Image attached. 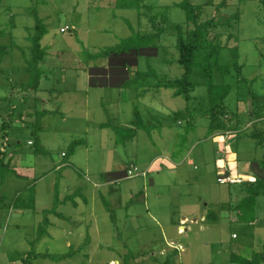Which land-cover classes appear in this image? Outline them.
I'll list each match as a JSON object with an SVG mask.
<instances>
[{
    "label": "rangeland",
    "instance_id": "obj_1",
    "mask_svg": "<svg viewBox=\"0 0 264 264\" xmlns=\"http://www.w3.org/2000/svg\"><path fill=\"white\" fill-rule=\"evenodd\" d=\"M181 1L144 0L145 7L139 10L118 7L115 0H0V150L6 148L11 156L15 147L19 148L13 163L23 174H7L0 186V198H3L0 264H124L126 258L129 264H235L231 261L233 252L251 256L263 248L264 196L258 197L256 221H234L233 211L222 206H229L234 196L244 194L240 182L245 177L228 176L226 170L219 176L215 166L217 145L208 133L209 119L198 118L197 126L186 132V121L172 117L189 102L183 96H174L170 88L154 86L152 68L159 76L169 78L183 71L178 62L180 51L175 47V32L170 30L161 35L159 49L152 57H140L136 69L145 74L123 86L129 95L121 88L125 98L110 95L118 89L94 86L88 90L86 85V72L80 59L87 61L90 55L102 51H116L118 57H123L115 49L123 38L152 29L146 10L157 15L158 21L165 14V25L180 23L186 30V13L177 6ZM192 1L204 7L202 19L214 17L223 23L233 17L230 25L223 23L210 29L207 44L220 42L215 82L233 85L227 105L241 117L238 123L235 119L230 121L238 135L231 144L239 154L241 172L258 173L257 163L264 156V146L250 133L255 128L264 130V3L262 0ZM221 2L226 6L218 10ZM37 16L47 29L41 43L48 54L40 65L57 69L60 64H71L69 71L76 75L74 81L69 80L72 89L62 91L71 92V99H64L67 103L61 106V111L46 116L27 113L55 107L60 95L51 94L50 103L35 105L33 98L22 101L25 91L20 86L30 81V36L37 30ZM66 25L74 30L62 31ZM234 50L238 53L241 73L233 65ZM92 57L106 66L111 58L118 59ZM227 69L229 72L224 74ZM199 71L196 68L195 79L199 78ZM50 79L44 77L42 86L53 87L56 73ZM57 83L55 87L60 86ZM76 90H81V94L75 96ZM193 94L205 95L206 88L201 86ZM11 101L14 112L9 118ZM136 107L152 128L139 130L126 143H117L112 127L101 124L109 121L113 125L132 126ZM256 115L260 119L249 123L250 117ZM6 123L9 125L4 128ZM38 126L43 128L37 130ZM37 137L48 148L47 153L35 151ZM74 140L84 142L77 145L74 154L62 156ZM62 159L69 161L68 164L56 168ZM156 159L157 167L162 170L149 171V165ZM135 166L138 174L131 176ZM118 168L126 170V176L108 182V174ZM143 171H147L146 175ZM57 182L61 198L77 192L79 207L71 201L61 203L56 208L61 216L56 212L48 216L50 222L51 219L58 222L53 240L49 237V225L47 233L37 241L39 225L44 222L46 211L54 206ZM79 192L88 198L87 203ZM17 200L24 207L11 210ZM107 204L115 212L116 226ZM82 208L89 210L88 213L96 212L98 218L96 223L93 217L88 218L89 241L75 253L73 249L78 248L66 246L67 240L72 239L67 231L72 229L70 220L77 224L73 215ZM20 209L26 212L17 217ZM209 211L218 216L215 222L206 219ZM180 224L185 227L179 229ZM33 250L55 257L32 259L29 254ZM73 251V255L60 258V254Z\"/></svg>",
    "mask_w": 264,
    "mask_h": 264
},
{
    "label": "trees",
    "instance_id": "obj_2",
    "mask_svg": "<svg viewBox=\"0 0 264 264\" xmlns=\"http://www.w3.org/2000/svg\"><path fill=\"white\" fill-rule=\"evenodd\" d=\"M115 1L118 7L137 8L139 10L143 7V5L145 7L144 0ZM262 2L264 3V0H262ZM177 6L181 7L186 13L188 23L186 30L180 23H172L170 26H168V24L165 25L163 21L167 18V15L165 14L162 15L163 17L161 21L156 20L157 15H153L150 12L151 10L149 9L148 11H145V15H147L150 19V23L152 25L151 31L147 33L133 32L130 36L123 38L122 42H120V44L116 46V48L113 47L112 50H114L115 48L119 49V52L121 53L136 52L138 55L136 56V59L137 63L139 64V59L141 56H143L142 51L144 49H152L155 53L159 49L158 45L161 35L170 30L175 32L177 36L175 47L180 51L178 62L183 67V71L177 77L169 78L166 76L161 77L155 70H153V68L151 69V74L156 79V84L154 86L170 88L172 89L174 96H183L189 102V105L185 109L175 112L172 118L176 121L181 119L185 120L187 123L186 132L196 127L197 119L201 117H207L210 121L208 129L209 135L215 132H222L225 134L228 131L232 132V130H234V127L236 126H231L230 121L232 119H235L236 123H238V121L241 119L240 113H233L227 105V98L233 90V85L231 83L218 84L215 82L214 74L217 69L216 58L219 55L220 42L218 41L219 43L216 42L207 44V37L210 29H215L223 23L230 25L233 17L229 18L223 23L218 22L214 17L210 19H202L204 7L202 5H195L192 0H183L177 3ZM224 6H226V3L221 2L217 6V9L220 10ZM41 22V18L37 16V30L35 34L30 36V40L32 42V59L28 61L30 81L20 84L21 89L25 92L38 89L40 81L46 73V71L40 65V62L46 57L48 53L47 49H45L41 43V39L47 33V29ZM70 29L74 30L73 28ZM114 52L108 53V51H102L93 53L92 56H107L111 55V53L115 54ZM233 65L238 70V72L241 73L242 67L238 62V53L235 50ZM196 68L201 69V72L199 71L200 76L198 79L194 78ZM140 71L141 70L135 71L134 75H136V77L127 81L126 84L129 85L133 83V81L138 80L140 74H145V72ZM227 72H229L228 69L223 71L224 74H227ZM202 77L203 80H201ZM201 86L206 88V94L202 96H195L193 93ZM11 97L13 96L11 95ZM24 100L25 96L22 98V101ZM9 105L10 106L8 107L7 116L10 118L12 117V114L14 112L13 102L11 101ZM46 113H48L46 110H35L34 112L27 114L41 116L45 115ZM135 113L136 119L132 121V126L126 127L113 125L110 124L109 121L102 123L101 126L112 127L116 134V142L126 143L127 141L135 138L139 130L149 131L152 128V126L145 123L144 118L141 116L137 107L135 108ZM22 115L23 114H21L20 116ZM250 118L253 119V117ZM8 125V123L4 124V128H6V126ZM41 128V126H38L37 130H40ZM250 134L254 139H256V142L258 144L264 146V130L255 128ZM37 140V142H34V144L37 143L35 151L46 153L43 145L41 144L40 138H38ZM82 142L84 141L74 140L71 143L67 154H74L77 145ZM15 148L16 149L11 156H8L6 148L0 150V186L9 173H14L17 176L23 175L18 170L17 166L13 163V157H15L16 153L19 152V148ZM257 164L259 165V171L258 173H253L255 178L253 180L247 179L240 182V186L244 194L239 200L236 201V203H234V205H229L231 209L236 211L238 221L254 222L257 220L256 208L258 197L262 195L264 196V156L258 161ZM75 196L76 194L72 193L67 195L65 199H61L59 184L57 182L54 206L52 207V209L46 211L47 216H45L44 222L40 223L39 225L37 241H40L44 237V234L47 233L48 226L50 225V221L48 218L49 214H52L53 212L59 214L56 208H58L63 201L75 200ZM1 201L3 202L2 197L0 198V203ZM15 205L20 208L24 207V205L22 203H19L18 200L15 202ZM106 206L107 209L111 211L112 220L114 221L116 226L117 218L115 216V212L113 211L110 204H107ZM223 206L225 207L226 205L224 204ZM59 215L61 216V214ZM217 219L218 216L215 213H211V211L207 213L208 221L215 222ZM80 249L82 248L74 250L75 253ZM74 251L71 253H62L60 254V258H66L68 257V255H73ZM48 255V252L37 253L33 250L30 252L29 257L34 259L37 257H47ZM49 256L55 257V254H50ZM23 259L25 260V257H23ZM231 261L235 264H262L264 262V244L261 250H255L251 256L233 252L231 254ZM32 263L33 262H31V264ZM167 263L169 262L167 261ZM124 264H129L128 258H126Z\"/></svg>",
    "mask_w": 264,
    "mask_h": 264
},
{
    "label": "crops",
    "instance_id": "obj_3",
    "mask_svg": "<svg viewBox=\"0 0 264 264\" xmlns=\"http://www.w3.org/2000/svg\"><path fill=\"white\" fill-rule=\"evenodd\" d=\"M142 54L145 56L152 57L151 55H153L154 52L152 49H144L142 51ZM121 55L123 57H118L119 55H117V54L107 55V57H109V59L113 56L118 58L116 61H114V59L111 58V60H110L111 62L107 66L97 63L98 60L93 59L92 55H90L91 58H89V60H87V61H85V59H80V62L83 63V67L79 66V65H76V67H78V66L82 67V69L86 72L85 77H86V85L88 87V90L94 86L100 87V88H102V87L112 88L113 90L118 89V92L112 91V93L110 94L111 96L116 95L117 99H118V97H119V99L125 98V95H124L125 93L129 95V93H127L123 89V88H125L123 86L128 85V84H126V82L133 79L132 75H134V72L137 71L136 68L139 64L137 63L136 56H138V55L136 52H133V53L132 52H126V53L123 52V53H121ZM139 63H141V62H139ZM42 67L46 71V73L42 77L38 89H34L32 92H30V91L25 92L24 96H25V100L28 98H33L35 105H37V103H40L42 105L43 104L46 105V104L50 103L49 100H50L51 94L60 95V97L56 98V100H55V102L58 101L56 103L55 107L44 108L48 113H46L45 115H41V116H46L50 112L53 113V112L61 111V106L64 103H67L64 101V99L65 100L71 99V97H70L71 92L66 91L63 93L62 91H64L63 88L64 89L71 88V86H70L71 82L69 80L74 81L76 75H75V73H70V71H69L73 67L71 64H67V65L60 64L59 66H57L58 67L57 69H51V67L44 68V66H42ZM52 73H56L57 81L53 83V87H48V88L43 87L42 86L43 78L45 77L48 81H51L50 77H51ZM56 83L60 86L55 87ZM71 85H74V84H71ZM121 88L123 89L124 94L122 93ZM73 92L75 93V96H77V95L81 94L82 91L76 90ZM44 93H46V94H44ZM62 94L67 95V97H62ZM87 96L88 95L86 94V97ZM76 102L79 103L80 101H76ZM87 102H88V99H86V103ZM115 104L118 105V102H116ZM101 106H104V103H102ZM104 110H106V109H104ZM62 114H64V112H62ZM64 119H65V117H64ZM257 119L259 120L260 118L257 117V115H256L252 120L249 121V123H251L252 121H256ZM41 127L43 128V126H41ZM233 131H232V133H229V134H228V132H229L228 131L226 134L222 133V132H219V133L215 132V133L209 135L212 138L213 142L217 145L216 159H215V166L217 169V174L220 176V172H222L223 170L224 171L226 170L227 171L226 173L228 176L242 175L245 177V178H243V180H247V178L253 180L255 178L253 173H251L248 170L241 172V167H240V162H239V159H240L239 154L236 152V150L234 149V147L231 144V141H233L234 138H236V136H238L236 134L235 130H233ZM41 144L43 145L44 150L47 153L49 151L48 148H46L44 143L41 142ZM64 153H65V155H63ZM220 154H222V156ZM62 156L67 157L68 156L67 152L63 151ZM13 160H14V157H13ZM58 162L59 163L56 164V168H62L66 164H68L69 161L62 159ZM157 163H158V159H156L151 165H149L148 168H150V167L153 168L152 171L162 170V169H160V167H157V165H158ZM251 163H254V162H251ZM62 164H64V165L61 166ZM154 168H156V169H154ZM164 168H165V166H164ZM168 169L175 170L176 168H170L169 167ZM124 174H125V170L118 168L116 171H113V172L108 174V182L120 180L125 176ZM240 181H241V179H240ZM60 187H61V185H60ZM73 193L77 195V192H73ZM69 194H72V193H69ZM69 194L64 195V197L61 199H65L67 197V195H69ZM79 194L82 195L81 192H79ZM242 195L243 194H237L236 196H234V199L231 200L230 205H234V203H236L235 201L239 200ZM60 197H61V193H60ZM81 198L83 199L84 203L88 202V198L85 197L84 195H82ZM63 202H65V201H63ZM71 202L73 203V205L79 207L78 199L76 200V198H75V200H73ZM222 207H224V206H222ZM226 207L227 206H225L224 209H226ZM16 208H17V206L15 205V206H13V208H11V210L16 209ZM227 208H229L230 211H233V214L236 215V219L233 218L234 221H238L236 211L231 209L229 206ZM78 210H81V211H79V213L75 212L73 215L74 219H76V221H77L76 222L77 224L74 225L75 221H72V220L69 221L71 223V227H72V229H70V230L68 229V231H67V233L72 234L71 235L72 239L67 240V242H66V246L69 248H73V247L78 248V249L83 248V245H85L89 241V237L87 234L89 232V229L87 228L88 227L87 221L89 222L88 218L93 217L94 218L93 222H95V223L97 222V218H98V215L96 212L88 213L89 210H87L85 208L78 209ZM25 212H26L25 210L20 209V210H17L16 215H17V217H19V216L25 214ZM70 216L71 215H69V218L72 219L73 216L72 217H70ZM202 217L204 218V215ZM184 219H186V218H184ZM57 223H58L57 221L51 219L50 227L48 229L49 234H50L49 235L50 240H53L54 233L56 232L55 230L58 229L56 227ZM182 226L184 228L185 224L184 225L180 224L179 229ZM85 228H87V232L85 231ZM74 239H75V242H74ZM73 250H75V249H73Z\"/></svg>",
    "mask_w": 264,
    "mask_h": 264
},
{
    "label": "built area",
    "instance_id": "obj_4",
    "mask_svg": "<svg viewBox=\"0 0 264 264\" xmlns=\"http://www.w3.org/2000/svg\"><path fill=\"white\" fill-rule=\"evenodd\" d=\"M70 28H71V26L66 25L65 27H62L61 30H62V31H66L67 29H70ZM229 133H232V132H228V134H229ZM166 159H167V158H166ZM171 163L174 164V162H171ZM137 169H138V167L135 166V167H134V173L132 172L130 175L132 176L133 174H134V175L138 174ZM148 170L150 171V170H151V167H150ZM146 173H147V171H143V172H142L143 175H146Z\"/></svg>",
    "mask_w": 264,
    "mask_h": 264
}]
</instances>
